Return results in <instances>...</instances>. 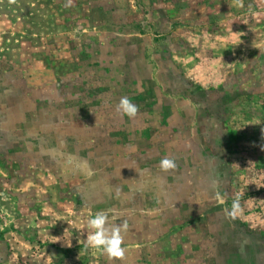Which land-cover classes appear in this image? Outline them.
I'll return each mask as SVG.
<instances>
[{
  "label": "rangeland",
  "instance_id": "1",
  "mask_svg": "<svg viewBox=\"0 0 264 264\" xmlns=\"http://www.w3.org/2000/svg\"><path fill=\"white\" fill-rule=\"evenodd\" d=\"M0 264H264V0H0Z\"/></svg>",
  "mask_w": 264,
  "mask_h": 264
},
{
  "label": "clouds",
  "instance_id": "2",
  "mask_svg": "<svg viewBox=\"0 0 264 264\" xmlns=\"http://www.w3.org/2000/svg\"><path fill=\"white\" fill-rule=\"evenodd\" d=\"M117 111L122 115L133 118L137 115L139 108L130 98L124 96L120 98ZM159 167L161 171L168 173L174 171L177 165L174 159L165 157L160 161ZM239 207L238 202L233 204V209L230 213L232 218H235ZM128 227L126 220L117 224L114 219H110L107 212L98 211L94 217L87 221L86 243L90 248L106 255L109 261H123L126 249L122 245L124 244V234L128 231Z\"/></svg>",
  "mask_w": 264,
  "mask_h": 264
}]
</instances>
